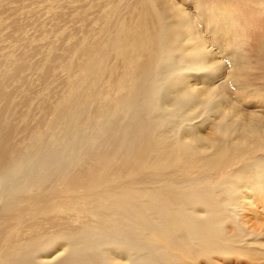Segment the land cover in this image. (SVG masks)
Listing matches in <instances>:
<instances>
[{
	"label": "bare ground",
	"instance_id": "1",
	"mask_svg": "<svg viewBox=\"0 0 264 264\" xmlns=\"http://www.w3.org/2000/svg\"><path fill=\"white\" fill-rule=\"evenodd\" d=\"M119 2L99 38L74 47L73 58L51 54L39 67L21 46L19 57L0 62V264H144L159 248L162 264H177L184 250L195 264L201 246L264 258V230L246 232L242 218L251 196L234 202L247 183L264 186L261 177L243 178L264 168V116H245L219 87L188 80L194 69L214 78L217 68L179 4ZM129 9L132 24L115 28ZM27 24L11 22L21 33ZM258 64L264 74V47ZM194 172L223 177L201 185ZM175 212L188 213L190 226ZM57 218L85 224L72 230ZM204 228L217 239L199 241ZM61 244L67 249L49 261L37 249Z\"/></svg>",
	"mask_w": 264,
	"mask_h": 264
},
{
	"label": "rangeland",
	"instance_id": "2",
	"mask_svg": "<svg viewBox=\"0 0 264 264\" xmlns=\"http://www.w3.org/2000/svg\"><path fill=\"white\" fill-rule=\"evenodd\" d=\"M119 1L22 0L20 4H12L10 3L12 0H0V5L5 8V12L0 14V21L3 20L4 22V24L0 22V62H4L9 55H16V57H19V47L21 46L27 47L30 50L29 53L31 52L35 55L34 59L32 58V61L34 60V63L39 61V67H44L46 65L51 54L61 58V55L65 53L66 56L73 58L75 51L74 47L85 46L89 44L92 39L99 38L101 34L100 31L103 29V27L107 26L106 21L113 18L112 13H110V11H112L111 8L117 6L122 7L121 2ZM171 1L179 4L181 6L180 8L189 13L190 17L193 18L192 20L195 22L194 24H198L199 31H201L204 38H206L207 46L209 47L208 49L211 48L210 50L213 52V55H208L207 61L209 60L208 63L211 62V64H214V66L217 68L214 72V74L217 72V75H213L214 78H212L208 73L207 78H204V73H200L194 69L191 71V74L187 75L188 80L192 81L193 83L196 81L199 87L203 85L208 86L211 84H213V86L219 87L218 93L222 96H225L227 102L235 104L236 107L240 106L243 109L245 116L250 114H259L264 116V74L263 71L260 70L261 68H259L260 65L258 64L261 57V47H264V0ZM160 6L163 8V3H161ZM200 9H202L203 12L205 11L204 15H201ZM122 13L125 14V16L127 15V18ZM130 13H132L130 12V9L119 12V14H122L119 21L122 22H118L115 28H122L123 25L129 28V26L132 24V19L130 18L131 15L130 17L128 15ZM19 18H22L26 24L28 23V26L25 28L26 31L24 30L22 32L24 35L21 32H15L13 30L14 26L11 25L12 21ZM123 21L125 22L124 24ZM33 26L34 28H32ZM206 27L212 28V31H208ZM127 33L131 34L129 31H127ZM6 35L11 36V38L6 40ZM58 35H60V37ZM58 38L60 40H58ZM54 43L57 44L55 45ZM69 50L71 52H69ZM258 56L259 61L257 59ZM18 71L19 70H15L14 73L17 74ZM64 73L65 66L56 68L53 71L54 77L62 78ZM25 74L30 76L28 80L31 81V77L33 76L32 70L27 69V71L22 75ZM9 75L10 74L4 75V79H6ZM194 76H201V78L195 79ZM38 89L41 90V87L38 86ZM260 92L261 94H259ZM55 106L56 104H53V108ZM240 107L238 108L240 109ZM242 109L240 110L242 111ZM34 113H32V115ZM34 124L35 123L33 122L32 125ZM201 131L206 132V129H201ZM256 157L259 156L256 155ZM236 166L232 169H238L242 167L241 163ZM227 169L226 171H228ZM205 174L206 173L194 172L189 176V178L194 179L193 182L200 183L201 185L210 183L208 185L211 186V184L214 183L216 179H221L223 177V175L220 173L210 176H205ZM182 176L183 175H181V178ZM246 177H250V180H254V182L260 177L264 179V168L258 172L252 173L251 171L250 175L244 173V180ZM155 182L157 181L155 180ZM240 188L238 189L239 192L234 202L239 201L240 203L241 201L239 200V197L241 194H244V197L251 196V198L249 197L248 200H252L250 202H252L253 205L251 207V203L249 202L242 203L248 205L249 207L246 210V216L242 215V218L246 220V232H263L264 186L263 188H258L257 185L253 186L251 185V182H249L244 187L242 186V188ZM261 190L262 193H260ZM225 207L227 209L230 206ZM193 212L199 217H202L201 215L204 214V210L199 207H192L188 213ZM175 213V215L179 214V221L181 225L185 227L190 226V219L187 218L188 213H186V215H181V212ZM238 213L242 214V210H238ZM223 217L224 215L221 216V218ZM56 220L60 221L61 223H68L70 229L72 228V230H74L73 228H75V230L78 228L80 229V227L84 226L85 224L83 219L77 220L75 218H57ZM206 228L201 229L202 231H200L199 234L200 237L198 236V239L200 238L199 241L202 238L203 241L217 239L213 235L215 232L207 229L208 232H212L208 233V235L205 230ZM226 228L228 227L226 226ZM201 232H204L208 237ZM25 234L27 235V232H24V235ZM54 247L56 249L53 248L51 250L49 247L44 246L37 249L38 251L42 252L45 258H47L46 261H49L53 260L58 254L62 252V250L65 251L67 249L65 244ZM159 249L160 252L157 251L150 253V256L145 258L146 261L144 260V264H162L163 261L158 262L156 257L159 254L163 255V249ZM217 249L208 250L201 246L199 254H196L193 257L194 260H192V262H195V264H264V258L252 252H250V254H248L249 252L241 253L239 250L234 252L222 247L221 249L220 247ZM106 252L107 251H104V254L107 255V259L114 257H112L113 254ZM177 252L180 256L184 257V259H176V261L178 260L177 264H186L189 261L191 262V256L187 255L185 250L182 253L176 251V253ZM184 253L186 255H183ZM245 253L248 255H245Z\"/></svg>",
	"mask_w": 264,
	"mask_h": 264
}]
</instances>
